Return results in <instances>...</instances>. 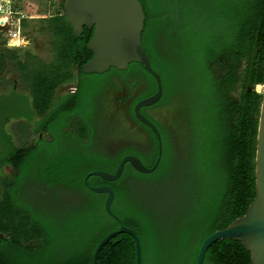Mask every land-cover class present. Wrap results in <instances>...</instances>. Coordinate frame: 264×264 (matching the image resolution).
Masks as SVG:
<instances>
[{
	"label": "trees",
	"instance_id": "16d2710c",
	"mask_svg": "<svg viewBox=\"0 0 264 264\" xmlns=\"http://www.w3.org/2000/svg\"><path fill=\"white\" fill-rule=\"evenodd\" d=\"M138 1L145 16L141 47L162 85L158 102L139 113L158 130L162 154L150 174L125 164L114 182L87 178L88 186L113 190L110 211L117 220L105 213L106 195L89 191L83 179L92 171L113 174L127 155L148 168L155 164L157 138L132 110L156 92L154 78L137 63L82 74L92 57V30L83 28L76 37L63 12L42 21L49 63L6 50L7 65L27 88L26 96L9 93L23 100L35 136L16 145L3 128L11 118L0 124V264H94L98 243L120 226L135 233L141 264H196L202 242L242 217L252 202L264 0ZM114 77L141 89L129 110L135 127L118 131L120 125L112 124L117 142L103 147L95 136L102 122L96 98ZM69 87L76 92L69 94ZM172 106L171 125L147 114ZM179 132L183 146L174 136ZM96 261L136 264L133 238L114 236ZM202 264H250V257L238 242L224 239L207 248Z\"/></svg>",
	"mask_w": 264,
	"mask_h": 264
},
{
	"label": "water",
	"instance_id": "95a60500",
	"mask_svg": "<svg viewBox=\"0 0 264 264\" xmlns=\"http://www.w3.org/2000/svg\"><path fill=\"white\" fill-rule=\"evenodd\" d=\"M63 15L76 37L80 36L83 28L92 30L91 38L87 43V49L92 53V57L80 67L82 74L101 75L111 68L124 71L129 64L137 63L143 66L156 82V92L133 106L136 120L148 127L157 138L158 157L155 164L148 168L136 156L127 155L120 160L113 174L105 171H92L83 179L84 186L89 191L106 195L105 213L117 220V217L110 211L114 198L113 190L107 185L88 186L87 178L96 176L104 182H114L120 178L125 164H129L134 171L140 174H150L156 169L162 154L158 130L139 113L141 108H148L157 103L162 95L160 77L152 70L149 59L141 47L144 12L138 0H64ZM254 172L255 196L245 214L231 222L224 230L214 232L202 242L197 253L196 264H202L204 254L211 244L224 239L238 242L249 253L250 264H264V86L257 126ZM121 233L133 238L136 264H141L138 239L131 229L124 226L110 232L98 243L93 254L94 264H98L96 256L101 247Z\"/></svg>",
	"mask_w": 264,
	"mask_h": 264
},
{
	"label": "rangeland",
	"instance_id": "374dc122",
	"mask_svg": "<svg viewBox=\"0 0 264 264\" xmlns=\"http://www.w3.org/2000/svg\"><path fill=\"white\" fill-rule=\"evenodd\" d=\"M59 0H16L10 1L5 6L1 3L5 12L10 15L12 20L21 18L23 16L30 19L24 20L22 25L23 33L28 38V45L25 48L17 49L18 57L23 60L24 53H29L36 57L38 60L47 64L51 61V47L49 35L42 31L41 27L44 26L42 22L44 19L62 14L63 9L57 4ZM63 1V0H61ZM6 72V73H5ZM2 77L0 76V124L9 119L6 124H2L4 131L10 135L14 144L18 145L27 141L31 143L34 141V137H31V131L29 127L32 124L26 119V108L23 104V100H20L13 93H8L11 88L15 93L27 95V88L23 84L19 74L16 71L14 65H10L5 69ZM115 81H118L115 79ZM72 89V87H71ZM62 91L65 88H61ZM254 90L257 93H262L263 87L261 85L255 86ZM174 113V108L167 107L163 111L158 112L157 119L164 124L171 125V117ZM118 114L117 111L111 105V96L106 95L102 100V107L99 109V117L101 119V131L99 138L97 137V143L103 147H109L117 142V136L113 133L114 125L110 124L109 118ZM16 118V119H15ZM109 127L111 132L106 131L105 128ZM119 128H121L119 130ZM118 131L127 130L126 125H120ZM113 133V134H112ZM175 138L178 141L179 146H183V134L176 133ZM28 139V140H27ZM1 171L5 175H9L11 170L8 167L1 168ZM2 191H0V196Z\"/></svg>",
	"mask_w": 264,
	"mask_h": 264
},
{
	"label": "flooded vegetation",
	"instance_id": "af4514ba",
	"mask_svg": "<svg viewBox=\"0 0 264 264\" xmlns=\"http://www.w3.org/2000/svg\"><path fill=\"white\" fill-rule=\"evenodd\" d=\"M10 1H16V0H0V5L1 3L5 6L6 4H9ZM61 0L57 2L59 6H61ZM2 6V5H1ZM30 18L28 17H21V24L24 20H28ZM6 50H10L5 47V44L2 42L1 37H0V57L2 58V62L0 61V76L5 72V69L9 67L7 58L9 57V54H7ZM13 66V64H12ZM6 73V72H5ZM118 80V81H115ZM0 86L2 87V83H0ZM141 86L135 85L133 87H130L129 85L126 84V82L121 81L119 78H112L111 84L105 88V90L102 91V93L99 94V96L96 98V105L100 109L102 107V100L106 95L111 96V105H113V108L115 111H117L118 114L111 116L109 118L110 124H118V125H126L128 129H133L135 127L132 118L129 115V110L133 105L134 99L137 97L138 93L140 92ZM12 90V88H11ZM10 90V91H11ZM14 90V89H13ZM12 90V91H13ZM9 91V92H10ZM8 92V93H9ZM63 92V91H62ZM67 92L69 94L75 93L76 90L75 88L69 87L67 89ZM134 106V105H133ZM165 108H151L148 109L147 114L154 118L155 120L157 119L158 112L161 110L163 111ZM133 110V108H132ZM173 117V115H172ZM171 117V119H172ZM99 113H98V117ZM159 121V120H158ZM137 132H139V129H136ZM99 130L95 132V136L98 137ZM34 133L31 134V137H34ZM28 140V139H27Z\"/></svg>",
	"mask_w": 264,
	"mask_h": 264
},
{
	"label": "built area",
	"instance_id": "2783aa9c",
	"mask_svg": "<svg viewBox=\"0 0 264 264\" xmlns=\"http://www.w3.org/2000/svg\"><path fill=\"white\" fill-rule=\"evenodd\" d=\"M0 37L5 47L10 50L25 48L28 38L23 33L21 18L12 20L0 5Z\"/></svg>",
	"mask_w": 264,
	"mask_h": 264
}]
</instances>
